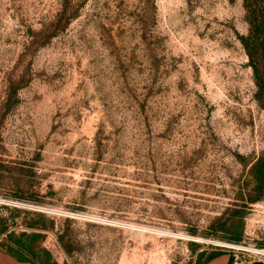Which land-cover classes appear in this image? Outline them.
<instances>
[{
	"label": "rangeland",
	"instance_id": "rangeland-1",
	"mask_svg": "<svg viewBox=\"0 0 264 264\" xmlns=\"http://www.w3.org/2000/svg\"><path fill=\"white\" fill-rule=\"evenodd\" d=\"M249 32L244 0H0V240L39 232L57 264L264 261Z\"/></svg>",
	"mask_w": 264,
	"mask_h": 264
},
{
	"label": "trees",
	"instance_id": "trees-1",
	"mask_svg": "<svg viewBox=\"0 0 264 264\" xmlns=\"http://www.w3.org/2000/svg\"><path fill=\"white\" fill-rule=\"evenodd\" d=\"M248 7L250 20V32L241 44L245 49L249 65L252 69L256 85L255 100L260 108L264 110V0H244ZM251 176L254 181V191H264V153L253 164ZM34 229L43 231L47 228L41 222L34 224ZM7 233V227L4 218L0 217V235ZM44 235L39 232L30 234L22 233L16 236L13 232L6 235L5 240H0L1 253L12 256L19 262H29L32 264H57L52 260L50 252L40 247L39 242ZM241 232L238 230L230 241L239 243L241 241ZM62 243L63 235L58 237ZM222 254H209L202 262L203 254L198 256L196 264H208Z\"/></svg>",
	"mask_w": 264,
	"mask_h": 264
},
{
	"label": "crops",
	"instance_id": "crops-1",
	"mask_svg": "<svg viewBox=\"0 0 264 264\" xmlns=\"http://www.w3.org/2000/svg\"><path fill=\"white\" fill-rule=\"evenodd\" d=\"M0 264H32L29 262H19L16 259H14L12 256L0 253ZM208 264H228V256L221 255Z\"/></svg>",
	"mask_w": 264,
	"mask_h": 264
},
{
	"label": "bare ground",
	"instance_id": "bare-ground-1",
	"mask_svg": "<svg viewBox=\"0 0 264 264\" xmlns=\"http://www.w3.org/2000/svg\"><path fill=\"white\" fill-rule=\"evenodd\" d=\"M227 247V246H226ZM253 254H256V255H264V251H253Z\"/></svg>",
	"mask_w": 264,
	"mask_h": 264
},
{
	"label": "water",
	"instance_id": "water-1",
	"mask_svg": "<svg viewBox=\"0 0 264 264\" xmlns=\"http://www.w3.org/2000/svg\"><path fill=\"white\" fill-rule=\"evenodd\" d=\"M252 264H264V263L261 262V261H258V262H254V263H252Z\"/></svg>",
	"mask_w": 264,
	"mask_h": 264
},
{
	"label": "built area",
	"instance_id": "built-area-1",
	"mask_svg": "<svg viewBox=\"0 0 264 264\" xmlns=\"http://www.w3.org/2000/svg\"><path fill=\"white\" fill-rule=\"evenodd\" d=\"M259 261H261V260H259ZM261 262H263V263H264V261H261Z\"/></svg>",
	"mask_w": 264,
	"mask_h": 264
}]
</instances>
